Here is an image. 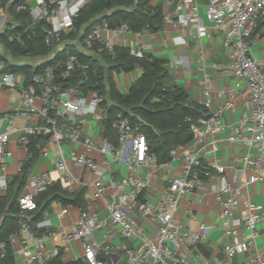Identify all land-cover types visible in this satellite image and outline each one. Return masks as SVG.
<instances>
[{
	"label": "built area",
	"instance_id": "built-area-1",
	"mask_svg": "<svg viewBox=\"0 0 264 264\" xmlns=\"http://www.w3.org/2000/svg\"><path fill=\"white\" fill-rule=\"evenodd\" d=\"M87 1L24 0L15 7V11L27 14L21 24L5 12L0 0V32L10 22L16 28L7 35L9 41L24 46L38 34L46 46L61 49L66 43L63 34L72 29L74 16ZM172 3L173 0H166L167 5ZM178 7L186 8L180 20H187L194 26V34L203 35L205 28L197 6L190 0H181ZM172 15L164 9V20H169ZM205 16L217 28L223 29L224 43L229 50L228 61L220 69L225 75L245 80L240 89L245 93V99L239 117L235 121L226 120L225 112L235 107L234 101L228 97L218 107H212V99L220 97L226 89L206 78L201 88L203 98L197 102L206 107L207 115L197 119L188 117L191 119V140L173 147L169 152L170 159L165 162L157 161L140 123L132 122L121 111L116 112L112 120L116 143L109 140L103 124L106 116L103 95L92 87L84 92L90 66L75 52L66 50L60 63L45 65L39 54L19 56L20 62L23 58L35 60L31 62L30 74L10 69L8 64H18L17 60L0 52V90L9 88L18 93L13 108L0 111V157L12 155L8 143L13 134L17 135V145L25 149L33 139L38 153L43 156L49 154L47 142H53L58 150L56 165L66 171L63 187L72 190L78 180L68 171V158L74 165L87 166L99 174L91 201L101 197L106 207V213L101 214L96 206H81L77 221L64 233L63 241L50 249L45 247V238L53 232L47 228L38 234L20 218L18 232L26 233L32 239L30 243L24 237L21 240L24 249L20 264L48 260L70 249L77 239L82 240L84 252L80 258L87 264H105L101 256H107L110 264H220L217 256L201 257L200 244L206 240L211 226L201 222L190 227L178 216L185 194L205 182L214 192L216 218L226 237L224 257L230 259L254 245L255 239L262 234L257 226L262 211L261 205L249 198L246 189L249 182L264 179V55L253 56L250 47L264 31L263 26L254 32L257 19L264 16V0H207ZM128 30L124 23L117 27H109L106 21L97 23L85 36V47L89 50L99 43L100 49L105 48L114 55V47L124 46L118 45L115 38ZM76 47L82 46L76 42ZM127 47L135 56L141 57L144 53L143 45ZM75 71H79V76L70 79ZM89 117L99 124L100 140L84 132ZM222 139L240 142L245 147L241 165L235 166L231 178L226 175V166L215 158ZM67 142H79L84 145V150L72 148L66 151L64 144ZM92 149L120 160L127 168L124 179H107L104 169L88 153ZM3 160L0 162V188L6 190L8 181ZM175 168L176 174L172 176ZM246 170H249L248 174ZM52 182L54 180L47 171L29 174L17 198L19 207L34 210L36 194ZM110 188L113 191H109ZM66 212L67 206L61 204L57 216L62 217ZM186 214L194 215L189 208ZM40 225H45V221L39 220L37 227ZM151 228L154 232L149 237ZM13 239L11 234L9 241ZM5 245L0 241L2 255ZM250 259L253 264H264V259L257 253Z\"/></svg>",
	"mask_w": 264,
	"mask_h": 264
},
{
	"label": "crops",
	"instance_id": "crops-1",
	"mask_svg": "<svg viewBox=\"0 0 264 264\" xmlns=\"http://www.w3.org/2000/svg\"><path fill=\"white\" fill-rule=\"evenodd\" d=\"M152 3L162 2L163 9L172 12V18L164 20L163 28L150 32L144 30L140 33L130 30L123 31L115 38L118 45L131 46L134 48L141 47L144 52H151L156 56L167 59L169 75L171 81L183 86L191 100L197 101L202 96V84L206 78L212 79L219 87H224L226 91L218 98L212 99V107H218L223 100L231 97L235 107L232 110L225 112L226 120L235 121L239 117V112L245 99V93L240 91L244 86L245 80L235 76L223 74L220 66L228 61L229 47L224 43V32L222 28H217L215 24L209 21L205 16V8L207 0H190L192 4L197 6V13L204 25V33L199 36L193 33V27L187 20H180L186 12V8L178 7L181 0H173L170 5L166 4V0H151ZM5 12L8 10L5 7ZM183 18V17H182ZM1 33V32H0ZM0 52L13 58L10 52L4 47L0 39ZM250 52L253 56L259 58L264 55V35L256 42L251 44ZM40 58L43 60V55ZM15 57L18 65H28L27 69H31V62L26 59L32 58ZM26 60V61H25ZM34 62V60H33ZM32 62V63H33ZM13 64V63H12ZM21 70V69H20ZM22 71L28 72L22 69ZM141 69L134 68L131 71H119L113 74L114 82L121 92H126L131 83L140 75ZM1 94V90H0ZM18 101V93L11 90L7 97L0 101V111H9ZM98 122H95L89 117L85 126L84 132L92 136L95 140H100L102 133L99 130ZM16 134L12 135V139L8 143V148L12 155L8 157H0L6 162L7 181H11L13 177L20 171L22 162L29 156V148L25 149L17 145ZM224 137V134L222 135ZM110 140V139H109ZM66 146V147H65ZM49 154L47 156L37 154V157L31 165L29 174L47 171L53 178L54 182L58 181L63 186L65 185L66 171L59 169L56 165L57 146L53 142H47ZM66 150L72 148L78 151L84 150V145L79 142H67L64 144ZM245 151V147L240 142H228L222 139L219 142V148L216 151L215 158L217 162L224 164L227 168L226 175L231 178L234 173L235 166H240V158ZM94 157L96 162L104 169L107 179L123 180L127 173L126 166L113 155L105 154L95 149L88 152ZM178 161H176V164ZM68 171L78 180L73 184L72 190L80 187H85L86 203L83 206L93 208L96 206L101 210V214L106 213L105 202L103 198L97 197L95 201H91L93 191L95 190V180L98 173L89 169L87 166L78 167L67 158ZM177 171L175 168L172 172ZM249 170H246V174ZM8 188V187H7ZM247 194L249 198L256 204L261 205L262 217L258 221V228L261 235L255 239L254 245L248 250L235 254L232 258L227 259L223 255V246L226 237L221 229L220 221L216 218L217 203L212 192L205 182L195 191H188L179 208L178 215L183 223L190 227H196L199 223H205L211 226L208 231L207 238L200 244L201 257L210 258L217 256L220 264H253L251 256L255 253L259 254L264 259V179L249 182L247 184ZM6 190L0 188V196L6 194ZM109 191H113L111 188ZM19 196V195H18ZM67 212L64 216H57V211L61 207L59 201H53L45 210L42 220L45 225H40L42 233L49 228L53 234L45 238V247L50 249L54 245H58L63 241V235L68 232L75 224L79 217L80 207L76 205H66ZM191 209L193 217L186 214V209ZM17 233L18 235H15ZM14 239L10 242V247L14 256V264H20L23 257L24 244L22 238H26L27 242H32V239L26 233H20L15 230L13 233ZM11 235V234H10ZM81 246L80 240H75L71 243L70 249L61 251L60 258L64 261H70L78 258L76 246Z\"/></svg>",
	"mask_w": 264,
	"mask_h": 264
},
{
	"label": "trees",
	"instance_id": "trees-1",
	"mask_svg": "<svg viewBox=\"0 0 264 264\" xmlns=\"http://www.w3.org/2000/svg\"><path fill=\"white\" fill-rule=\"evenodd\" d=\"M23 1L2 0V5L21 24L24 23L27 14L23 11H15V7ZM103 21H106L109 27H117L124 23L132 32L144 30L156 32L163 28L164 9L162 2L152 3L151 0H89L74 16L72 29L63 34L62 39L66 43L61 49L46 46L38 34L28 40L24 46L9 41L7 35L16 28H13L10 22L0 33V39L13 57L43 55L42 65L60 63L66 56V50L75 52L81 61L87 62L90 66L89 78L83 87L84 92L88 87H92L103 95L102 106L106 113L103 121L105 135L116 143L112 120L115 113L121 111L132 122L140 123L150 150L157 156V161L165 162L170 159L169 152L173 147L191 140L192 133L189 128L191 119L205 116L208 111L199 102L191 100L183 86L171 81L166 58L151 52H144L138 57L131 54L127 46L114 47V55H112L105 48L100 49L99 43L93 44L88 50L84 43L85 36L95 24ZM263 26L264 16L257 19L254 32L260 31ZM260 34L264 35V31ZM75 41L82 47L77 48ZM27 66L17 63L8 64L12 70L24 69L30 74ZM137 66L141 68L140 75L126 92H121L115 85L113 72L131 71ZM73 75L70 79L79 76V71H75ZM29 150L30 154L22 162L20 171L9 181L6 194L0 196V241L6 244L4 254L0 253V264H14L9 236L19 227L20 218L41 234L42 229L37 227V222L42 219L43 213L53 201L76 206H83L86 203L85 187L68 190L60 182L55 181L36 194L34 210L21 209L17 198L38 154L33 139L29 143ZM60 254L32 264H87L80 257L64 262ZM101 257L105 260V264H110L107 256Z\"/></svg>",
	"mask_w": 264,
	"mask_h": 264
},
{
	"label": "rangeland",
	"instance_id": "rangeland-1",
	"mask_svg": "<svg viewBox=\"0 0 264 264\" xmlns=\"http://www.w3.org/2000/svg\"><path fill=\"white\" fill-rule=\"evenodd\" d=\"M1 49V48H0ZM27 61H29V62H33V60L34 59H26ZM25 60V61H26ZM35 61V60H34ZM10 89L9 88H4V89H1V94H0V101H2V100H4L6 97H7V95H8V93H10ZM19 120H21L20 118H19ZM66 147V146H65ZM66 150V149H65ZM67 151V150H66ZM176 174V171H174V172H172V176L173 175H175ZM179 216V215H178ZM150 233H148V236L149 237H152V233L154 232V229L153 228H151L150 229ZM15 235H18L17 233H15ZM78 240H80V242H81V246H76V252H77V254H78V257H80V256H82L83 255V245H82V240L81 239H78ZM128 242V241H127ZM118 252L119 253H122L120 250H118Z\"/></svg>",
	"mask_w": 264,
	"mask_h": 264
}]
</instances>
